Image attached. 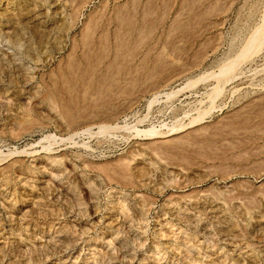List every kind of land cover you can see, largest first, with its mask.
<instances>
[{"label":"rangeland","instance_id":"obj_1","mask_svg":"<svg viewBox=\"0 0 264 264\" xmlns=\"http://www.w3.org/2000/svg\"><path fill=\"white\" fill-rule=\"evenodd\" d=\"M262 10L264 0H3L0 153L24 152L0 165V264H264V103L251 104L264 97V42L204 121L169 137L193 142L168 147L111 127L187 124ZM121 33L134 52L117 65L146 62L160 76L153 89L125 91L133 82L113 57ZM104 73L122 93L102 88L100 100ZM99 125L109 127L85 131Z\"/></svg>","mask_w":264,"mask_h":264},{"label":"bare ground","instance_id":"obj_2","mask_svg":"<svg viewBox=\"0 0 264 264\" xmlns=\"http://www.w3.org/2000/svg\"><path fill=\"white\" fill-rule=\"evenodd\" d=\"M2 1L3 0H0V4L2 3ZM151 5V4H150ZM262 11H264V10H262ZM128 14V13H127ZM141 14V13H140ZM263 15H262V17H261V20L259 21V25H258V28L257 29H255V30H253V31H251L250 33H249V35L247 36V38L245 39V41H244V43L241 45V47L239 48V50L237 51V54H236V57L235 58H233V59H230L229 61H227L226 63H224V64H222L220 67H219V69L217 70V72L213 75L214 76V79H215V83L212 85V87L207 91L206 90V92L204 93V96L205 97H203L202 96V98H204V99H206V103L204 104V105H202L201 106V108L200 109H198L197 110V114H196V116H194V117H191V120H189V122L187 123V124H183V123H181V121L179 122V120L176 122V121H174L175 123H173L172 124V126H170L169 128H167V130L166 131H163V130H161V129H157V128H148V129H144V130H141V129H138V127H137V125H133V124H128L127 122H125V124H123V125H118V124H115V125H113V126H111L112 128H123V127H128V128H130V129H132V130H134L135 131V134L136 135H144V137H145V139H150V142H152V140L154 141V139H159V140H162V141H166V142H168L166 145L169 147H175L178 143L180 144H184V142H191L192 140H194L193 139V136L190 138V137H185V138H175L174 137V139H171V140H169V137H172L173 135H177V134H179V133H181V132H183V131H186V129L187 128H193L194 126H197V125H199L200 123H202V121H204V119H205V116H206V114H208V112H210L209 110L211 109V108H213L214 107V105H215V100H216V98L220 95V93L222 92V90H223V88H224V86H225V84L226 83H228V81L229 80H231V79H233L237 74H240L241 72H242V70H241V63H244L246 60H248V59H252L253 57H255L256 55H257V53L259 52V48H260V46H262V44H263V42H264V13H262ZM128 16V15H127ZM141 16V15H140ZM139 16V17H140ZM150 19V18H149ZM117 20L119 21V19L117 18ZM124 20V19H123ZM131 20V19H130ZM174 21V20H173ZM193 21V20H192ZM125 22H127V21H125ZM160 22V21H159ZM119 23V22H118ZM123 24V23H122ZM125 24V23H124ZM123 24V25H124ZM175 24H176V22H175ZM123 25H122V28H123ZM128 25V24H127ZM133 25V24H132ZM131 24H130V28H131V26H132ZM184 25V24H183ZM135 26V25H134ZM133 26V27H134ZM140 26V25H139ZM144 26V25H143ZM142 26V27H143ZM133 27L131 28V33H132V30H133ZM141 27V29L140 30H142L141 32L143 33V29L144 28H142ZM176 27V26H175ZM117 29H118V26H117ZM125 29H128V27H126ZM177 29V28H176ZM193 29V28H192ZM119 30V29H118ZM138 30V29H137ZM137 30H135V34H136V32H137ZM152 30V29H151ZM87 31H88V29H87ZM118 32V31H117ZM120 32H122V31H120ZM124 32H125V30H124ZM123 32V33H124ZM139 32V35L141 34L140 33V31H138ZM93 33V31L91 32V34ZM114 33V32H113ZM123 33H121L120 34V42H119V44H114V42H112L111 43V45H112V49L114 48V46L115 45H117V47H116V50H119L120 48H122V46L124 45V39L123 38H121V35L123 34ZM131 33L129 34V35H131ZM87 34V33H86ZM90 34V36H91V38H92V36H93V34L91 35ZM102 34H104V33H102ZM116 34V33H115ZM119 34V32L117 33V35ZM126 34V33H125ZM146 34V33H145ZM106 35V34H105ZM105 35H103L104 37H105ZM128 35V36H129ZM138 35V36H139ZM90 36H89V38H90ZM108 36V35H107ZM123 36V35H122ZM127 36V35H126ZM136 38H137V35H134ZM145 36H147V35H145ZM100 37V36H99ZM125 37V36H124ZM135 37H133V39H132V41L135 39ZM144 37V34H143V36H142V39H144L143 38ZM88 38V37H87ZM88 38V40H91V38L89 39ZM107 38V37H106ZM114 38V37H113ZM127 37H125V39H126ZM130 38V37H129ZM102 39H103V37H102ZM139 37H138V39H135L134 40V42H136V40H138L139 41ZM147 39V38H146ZM99 40H100V38H99ZM87 41V40H86ZM105 41H106V39L104 38V41L103 42H101V44L102 43H105ZM127 41H129V40H127ZM87 43V42H86ZM108 43V42H107ZM137 43V42H136ZM136 43H134L135 45H136ZM139 43V42H138ZM137 43V44H138ZM168 43V42H167ZM173 43V42H172ZM87 44H89V42L87 43ZM86 44V45H87ZM113 44H114V46H113ZM126 44H127V42H126ZM132 44V43H131ZM102 45H105V44H102ZM107 45V44H106ZM133 45V44H132ZM132 45L130 46V48H132ZM125 46V45H124ZM134 46V45H133ZM137 46V45H136ZM136 46L134 47L135 49H137L136 48ZM91 47V46H90ZM105 47V46H104ZM107 48L109 47V45L108 46H106ZM128 47V46H127ZM127 47H124L125 48V51H124V49H123V51L124 52H122V50H121V53H120V51H115V54L113 53L114 51L112 50L111 52L113 53V57H115L114 58V61L115 60H117L118 61V63H114L113 62V64H115V69L114 70H116V71H118L119 70V67L121 66L122 68H124L125 66H124V64L123 65H120V66H118L117 64H122L123 62L125 63L126 62V60H128V61H131V60H133V56H132V58L130 59V57H129V55L132 53V52H134V51H132V49L130 50V51H132V52H129V50H126V48ZM105 49V50H110V48L109 49ZM134 48H133V50H134ZM101 49H102V47H101ZM100 49V50H101ZM99 50V51H100ZM103 50V49H102ZM101 50V51H102ZM92 51V50H91ZM128 52L127 54L125 53V52ZM176 51V50H175ZM108 52V51H107ZM142 52V51H141ZM150 52H151V50H150ZM95 53L96 52H94V56H95ZM104 53H106V52H104ZM103 53V54H104ZM164 53V52H163ZM88 54H90V53H88ZM88 54H86L87 55V58H89V56H88ZM101 54H102V52H101ZM102 54V55H103ZM135 54V53H134ZM98 55H100L99 53H98ZM112 55V54H111ZM144 55V54H143ZM93 56V58H95ZM101 56V55H100ZM104 56V55H103ZM103 56H101L100 57V60L103 58ZM109 56V55H108ZM107 57V56H106ZM113 57H111V61H112V59H113ZM129 57V58H128ZM135 57V56H134ZM159 57H161V56H159ZM166 57V56H165ZM98 58V57H97ZM128 58V59H127ZM136 58V57H135ZM143 58V57H142ZM142 58H141V60H142ZM153 58V57H152ZM157 58V57H156ZM126 59V60H125ZM99 60V59H98ZM98 60H97V63H98V65H99V62H98ZM99 60V61H100ZM139 60V62L141 63L142 61H140V59H138ZM144 60V59H143ZM86 61H88V60H86ZM92 61V60H91ZM95 62V61H94ZM94 62H91V63H94ZM116 62V61H115ZM97 63L95 64L94 63V65H97ZM108 63L110 64V62H109V60H108ZM131 63H133V62H131ZM139 63V64H140ZM143 63V62H142ZM113 64H111V66L113 65ZM139 64H137V62L134 64V65H132L131 67H129L128 68V70H127V68L125 67V70H127V72H125V73H129L130 74V77L129 78H131V82H133L132 83V86H130V87H132L131 89H125V91L126 90H130L129 91V93L130 92H135L137 89L140 91H142V90H145L148 86H151L150 84H153L154 82H155V80H156V82H157V79L158 78H155V77H157V73H156V75L154 74L155 72L154 71H152V72H154V73H152L151 72V74H154L155 75V77H152V75H150L149 74V72L148 73H146L145 74V67L147 68V66H145L147 63L145 62V63H143L142 65H139ZM158 64H161L160 63V61H159V63ZM106 65V64H105ZM125 65H126V63H125ZM92 66H93V64H92ZM100 66V65H99ZM99 66H98V69H99ZM109 66V65H108ZM157 66V65H156ZM163 66V65H162ZM167 66V65H166ZM70 67V66H69ZM80 67H82V66H80ZM114 67V66H113ZM120 67V68H121ZM152 67V66H151ZM85 68V67H84ZM90 68H92L93 70H95L94 71V74L96 75V69H94V66L93 67H89V69ZM153 68V67H152ZM152 68H149V69H152ZM158 68V67H157ZM156 68V69H157ZM166 68V67H165ZM73 69H75V68H73ZM106 69H107V67H106ZM105 69V70H106ZM110 69V68H109ZM108 69V70H109ZM93 70H89L90 72H92ZM112 70V69H111ZM124 70V71H125ZM153 70V69H152ZM160 70V69H159ZM158 70V71H159ZM151 71V70H150ZM77 72V71H76ZM146 72H147V70H146ZM86 73H87V78L85 77L86 75H85V73L84 74H82V76L83 75H85L84 77L86 78H84L85 79V83H84V87L85 86H87V85H89V83H90V76L88 75V74H90V73H88V71H86ZM159 73L161 74V72L159 71ZM73 74V73H72ZM71 74V77L72 76H74V74H75V72H74V74L72 75ZM80 74V73H79ZM92 74H93V72H92ZM92 74H91V76H92ZM93 74V75H94ZM102 74V73H101ZM121 74V73H120ZM124 74V73H123ZM122 74V75H123ZM65 75V74H64ZM106 75V76H105ZM116 75V74H115ZM121 75V76H122ZM126 75H128V74H126ZM105 76V77H104ZM104 76H103V79H102V81H100L98 78V82L96 83V89H97V91L99 92V96H102L101 97V99L100 100H102V98H103V96L104 95H106V94H109L110 92V90H109V88H110V85H111V87L113 86L112 85V83H116L117 84V82H114V80H116L117 78H116V76L114 77V78H116V79H114L111 75H107L106 73H104ZM124 76H125V74H124ZM159 76V75H158ZM99 77V76H98ZM118 77V76H117ZM126 77V76H125ZM160 77V76H159ZM165 76H163V78H164ZM66 77H64L63 79H62V82H63V86L65 87V88H71L72 86H76L77 84H75V83H72V84H70V82H68V80H66L65 79ZM70 78V77H69ZM74 78V77H73ZM72 78V79H73ZM101 78V77H100ZM123 78V77H122ZM168 78V77H167ZM165 79V78H164ZM71 80V79H70ZM81 80V79H80ZM161 80V79H160ZM67 81V82H66ZM75 81V80H74ZM93 81V80H92ZM91 81V83L90 84H92L93 82ZM125 81V80H124ZM129 81V80H128ZM127 81V82H128ZM56 82V81H55ZM60 82V81H59ZM81 82H82V80H81ZM128 84H130L129 82H128ZM128 84H126V85H128ZM102 85H104V87L102 86ZM118 85V84H117ZM117 85H114V86H117ZM125 85V84H124ZM63 86H62V88H63ZM81 87H83L82 86V84L80 85ZM100 86H101V88H100ZM120 86H123V85H120ZM80 87V89H82ZM83 87V88H84ZM94 87H95V83H94ZM119 87V86H118ZM130 87H128V88H130ZM153 86H151L150 87V89H153L152 88ZM64 88V89H65ZM102 88L104 89V91L102 90ZM113 88V87H112ZM80 89H78L79 91H80ZM85 89V88H84ZM87 89V88H86ZM85 89V90H86ZM94 89V88H93ZM102 90L103 91V94L102 95H100L101 93H102V91H99V90ZM118 89H120V91H121V87H119ZM181 89H183V88H180V89H178V90H172V91H170V92H168L167 93V95H170V94H173V93H177L178 91H180ZM67 90V89H66ZM72 90V89H71ZM85 90L83 91V90H81V91H83V92H79V93H82V96L83 95H85L84 94V92H85ZM92 90V89H91ZM112 90V89H111ZM132 90V91H131ZM63 91V90H62ZM88 91H89V87H88ZM114 91V90H113ZM115 91H116V88H115ZM114 91V92H115ZM119 91V92H120ZM122 91H123V89H122ZM125 91H123V93L125 92ZM140 91V92H141ZM56 92V91H55ZM70 92V91H69ZM128 92V91H127ZM90 93V92H89ZM116 93V95H114ZM114 94H111L110 93V95H109V97L111 96L112 97V95H113V97H115V96H117V94H118V91L117 92H115ZM122 92H120L118 95H120ZM69 94V93H68ZM73 95H74V93H72ZM94 94V93H93ZM96 94V93H95ZM125 94H128V93H126L125 92ZM138 94V93H137ZM72 95V96H73ZM80 95V94H79ZM78 95V96H79ZM70 96V95H69ZM68 96V97H69ZM74 96H76V92H75V95ZM126 96V95H125ZM128 96V95H127ZM129 96H131L130 94H129ZM264 96V95H263ZM81 97V96H80ZM84 97H86V96H84ZM94 98V97H93ZM92 98V99H93ZM95 98H97V96L95 97ZM100 97H98V99H99ZM72 100H73V97L71 98ZM74 99H75V97H74ZM79 99V98H78ZM88 99L90 100V98L88 97ZM104 99H107V97H105ZM112 99V98H111ZM262 99H264V97L262 98V97H259L258 99H256L254 102H250V101H248V103H251V104H255V105H258V106H261L264 102H263V100ZM85 100V99H84ZM93 100H95L96 101V99H93ZM116 100V99H115ZM260 100H262V101H260ZM53 101V100H52ZM61 101V100H60ZM94 101V102H95ZM74 102H75V100H74ZM84 102V101H83ZM87 102H88V100H87ZM91 102V101H90ZM93 102V101H92ZM98 102V101H97ZM104 102V101H103ZM204 102H205V100H204ZM204 102H202V103H204ZM215 102V103H214ZM255 102H257L258 104H256ZM73 103V102H72ZM248 103H246V104H244L239 110H238V112H236L233 116H232V120H237L238 118H243L244 117V115H246V114H244L243 115V113L244 112H246L247 114H248V111H247V109H248V107H249V105L250 104H248ZM56 104V103H55ZM68 104H70L69 102H68ZM76 104V103H75ZM94 104V103H93ZM151 104L152 103H150L148 106H151ZM79 105V104H78ZM264 105V104H263ZM262 105V106H263ZM218 106V105H217ZM77 107V106H76ZM95 107V106H94ZM219 107H220V105H219ZM223 107V106H222ZM60 108V107H59ZM64 108V107H63ZM70 108V107H69ZM74 108V107H73ZM216 108V107H215ZM214 108V109H215ZM253 108H254V106H253ZM72 109V108H71ZM77 109V108H76ZM197 109V108H196ZM196 109H194L195 111H196ZM59 110V109H58ZM193 110V111H194ZM255 110V109H254ZM68 111V110H67ZM76 111V110H75ZM189 111V110H188ZM251 111H253V110H251ZM73 112V111H72ZM186 112V111H185ZM69 113L71 114V112H69L68 111V113L66 112V116L67 117H70V115H69ZM196 113V112H195ZM250 114V113H249ZM251 114H254V116H256V117H261L262 116V111H260L259 110V112H256V113H251ZM65 115V114H64ZM185 115H186V113H185ZM189 115V114H188ZM193 116V115H192ZM230 117V116H229ZM183 118V117H182ZM231 120V119H230ZM142 121V120H141ZM227 121V120H226ZM238 121H239V119H238ZM257 122V121H256ZM204 123V122H203ZM109 126H106V125H99L98 126V130H97V132H93V130H92V128L91 127H87L86 129H85V131L88 133V132H90L89 134H95V133H101L104 129H106V128H108ZM216 127V126H215ZM201 128V127H200ZM214 128V127H213ZM240 128H241V126H240ZM196 130V129H195ZM194 130V131H195ZM200 132L198 133V134H200L203 130L202 129H198ZM197 130V131H198ZM193 132V131H192ZM202 133H204V132H202ZM182 136V135H181ZM186 136V135H185ZM188 136V135H187ZM196 136V135H195ZM193 142V141H192ZM82 144H85L84 142L82 143ZM152 144V143H151ZM160 144V143H159ZM52 144H50L49 146H46L45 148L47 149V150H51V148H50V146H51ZM154 145H156V144H154ZM158 146V145H157ZM160 146H161V144H160ZM166 146V147H167ZM183 146V145H182ZM209 147V146H208ZM157 148V147H156ZM178 148V147H177ZM155 149V147L153 148V150ZM158 149V148H157ZM173 149V148H172ZM156 150V149H155ZM167 150V149H166ZM22 152H24V151H18V152H11V153H9V154H1L0 153V165L2 164V163H4V162H2V161H6V159H7V157L8 156H10V155H13V154H18V153H22ZM173 158V157H172ZM185 160V159H184Z\"/></svg>","mask_w":264,"mask_h":264}]
</instances>
